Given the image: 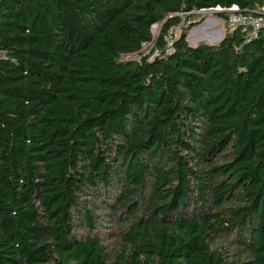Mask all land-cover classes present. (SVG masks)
I'll use <instances>...</instances> for the list:
<instances>
[{"label": "trees", "instance_id": "trees-1", "mask_svg": "<svg viewBox=\"0 0 264 264\" xmlns=\"http://www.w3.org/2000/svg\"><path fill=\"white\" fill-rule=\"evenodd\" d=\"M232 4L0 0V264H264V26L139 56Z\"/></svg>", "mask_w": 264, "mask_h": 264}, {"label": "built area", "instance_id": "built-area-1", "mask_svg": "<svg viewBox=\"0 0 264 264\" xmlns=\"http://www.w3.org/2000/svg\"><path fill=\"white\" fill-rule=\"evenodd\" d=\"M197 13L200 15H209L216 17L220 22L224 20L225 25L228 29H239L242 33L247 34L249 37H255L260 28L264 26V12L260 13H247L242 11L238 5L232 4L229 7H221L219 5L215 7H206L193 10L189 13ZM224 12L225 17L220 16V13ZM176 37V31L174 28L169 29L162 38V47L155 46V41L152 40L144 45L148 46V49L140 52L139 56H147L148 59L163 55L171 54L174 49V40ZM143 45V48L145 47ZM142 48V49H143ZM125 59L128 55L123 56ZM132 57V56H131Z\"/></svg>", "mask_w": 264, "mask_h": 264}, {"label": "rangeland", "instance_id": "rangeland-1", "mask_svg": "<svg viewBox=\"0 0 264 264\" xmlns=\"http://www.w3.org/2000/svg\"><path fill=\"white\" fill-rule=\"evenodd\" d=\"M192 15L189 14V16L184 15L182 18V21L180 24H178L177 26L174 27L175 31H176V36H178L181 32H185L186 33V39L187 42L190 45H197L199 43H210V39L214 41H216L217 38H219L221 36V34L219 33L218 36H216L215 38L210 37V33H212V31H216L218 29H216L217 27H212L210 25H208V23L206 22V20L208 18H212L209 15H200L197 13H191ZM216 18H218V15L216 16ZM219 28L222 30L224 35V32L227 30V27L225 25L224 20L220 21L219 24ZM160 27L161 24L157 23L155 25L152 26L151 31H152V40H155L156 37L159 34L160 31ZM213 41V42H214ZM145 47L141 50L145 51L148 49L147 45H144ZM106 230L104 229L103 232H105ZM105 243L108 244L109 248L112 247V243L111 241H106Z\"/></svg>", "mask_w": 264, "mask_h": 264}, {"label": "crops", "instance_id": "crops-1", "mask_svg": "<svg viewBox=\"0 0 264 264\" xmlns=\"http://www.w3.org/2000/svg\"><path fill=\"white\" fill-rule=\"evenodd\" d=\"M206 22L208 23V25H210V26H212V27H217L216 29H218V30H216V31H212V33H210V37H212V38H215L216 36H218L219 35V33L220 34H223V32H222V30L219 28V24H220V22L217 20V18L216 17H212V18H208L207 20H206ZM219 33H218V32ZM223 36V35H222ZM221 37V36H220ZM219 40V38H217V40L216 41H214V42H217ZM213 42V41H212Z\"/></svg>", "mask_w": 264, "mask_h": 264}, {"label": "water", "instance_id": "water-1", "mask_svg": "<svg viewBox=\"0 0 264 264\" xmlns=\"http://www.w3.org/2000/svg\"><path fill=\"white\" fill-rule=\"evenodd\" d=\"M222 37L223 36H221L217 42H219L222 39ZM217 42H211V43H207V44H216Z\"/></svg>", "mask_w": 264, "mask_h": 264}, {"label": "bare ground", "instance_id": "bare-ground-1", "mask_svg": "<svg viewBox=\"0 0 264 264\" xmlns=\"http://www.w3.org/2000/svg\"><path fill=\"white\" fill-rule=\"evenodd\" d=\"M221 36H222V34H221ZM219 38H220V37H219ZM216 40H217V39H216ZM210 41L212 42V41H214V39H213V40L210 39ZM211 42H210V43H211Z\"/></svg>", "mask_w": 264, "mask_h": 264}]
</instances>
